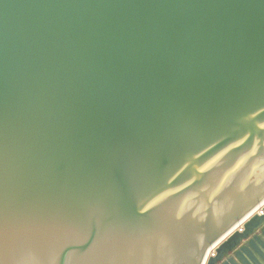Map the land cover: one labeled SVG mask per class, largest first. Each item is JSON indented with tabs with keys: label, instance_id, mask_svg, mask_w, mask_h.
<instances>
[{
	"label": "water",
	"instance_id": "water-1",
	"mask_svg": "<svg viewBox=\"0 0 264 264\" xmlns=\"http://www.w3.org/2000/svg\"><path fill=\"white\" fill-rule=\"evenodd\" d=\"M263 238L264 0H0V264H258Z\"/></svg>",
	"mask_w": 264,
	"mask_h": 264
},
{
	"label": "rangeland",
	"instance_id": "rangeland-1",
	"mask_svg": "<svg viewBox=\"0 0 264 264\" xmlns=\"http://www.w3.org/2000/svg\"><path fill=\"white\" fill-rule=\"evenodd\" d=\"M262 209V208H261ZM261 209H259L258 211H256V213L255 214H259L260 212H261ZM240 228H241V226H240ZM239 229V228H238ZM237 229V230H238ZM263 241H264V238L262 239ZM256 258H257V260H258V264H264V260L262 259V258H260L259 256H257L256 255ZM236 262L238 263V264H240L238 261H237V259H236Z\"/></svg>",
	"mask_w": 264,
	"mask_h": 264
},
{
	"label": "bare ground",
	"instance_id": "bare-ground-1",
	"mask_svg": "<svg viewBox=\"0 0 264 264\" xmlns=\"http://www.w3.org/2000/svg\"><path fill=\"white\" fill-rule=\"evenodd\" d=\"M240 226H241V225H240ZM240 226H239V227L237 226V228L240 229ZM213 253H214L213 250H212V251L209 250L208 253H207L206 256H205V259H206L207 257H211V256L213 255ZM204 262H205V260H204Z\"/></svg>",
	"mask_w": 264,
	"mask_h": 264
}]
</instances>
